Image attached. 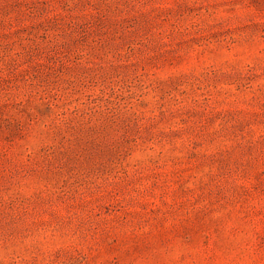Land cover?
Listing matches in <instances>:
<instances>
[{
    "label": "rangeland",
    "instance_id": "obj_1",
    "mask_svg": "<svg viewBox=\"0 0 264 264\" xmlns=\"http://www.w3.org/2000/svg\"><path fill=\"white\" fill-rule=\"evenodd\" d=\"M0 264H264V0H0Z\"/></svg>",
    "mask_w": 264,
    "mask_h": 264
}]
</instances>
